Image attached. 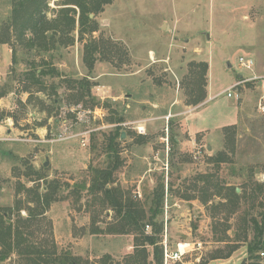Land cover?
Segmentation results:
<instances>
[{
	"label": "rangeland",
	"instance_id": "rangeland-1",
	"mask_svg": "<svg viewBox=\"0 0 264 264\" xmlns=\"http://www.w3.org/2000/svg\"><path fill=\"white\" fill-rule=\"evenodd\" d=\"M60 1L48 0L49 19L58 18ZM10 2L0 0V31ZM92 18L98 31L82 40L76 30L74 44L50 52L14 37L0 43V84L13 89L0 98V209L22 203L13 215L19 223L28 215L26 205L34 206L27 204L33 190L43 192L55 179L61 198L33 219L32 239L55 241L78 264H105L108 256L109 264L124 262L134 251L133 235L108 232L117 223L115 211L89 187L90 168L108 165L107 146L115 138L121 159L115 186L148 209L155 189L165 184L157 217L164 227L163 254L165 243L169 250L180 241L202 244L182 260L166 263L163 256V264H242L248 257L246 222L257 218L264 228V0H115ZM91 40L102 47L92 70L84 47ZM240 57L252 59V68ZM44 60L60 74L45 76L42 87L21 80ZM199 63L208 65L206 84L199 83L206 99L189 105L193 78L202 74ZM82 78L95 84L92 96L103 112L84 122L69 110L93 109L92 100L75 102L67 83ZM237 82L229 97L227 89ZM64 114L74 134L88 132L86 145L82 135L46 142L57 138ZM113 118L122 121L110 123ZM217 187L240 188V200L212 196ZM205 197H211L208 204ZM96 228L101 232L93 233ZM232 247L230 257H217ZM260 257L263 262V252ZM23 263L17 252L0 262Z\"/></svg>",
	"mask_w": 264,
	"mask_h": 264
},
{
	"label": "trees",
	"instance_id": "trees-1",
	"mask_svg": "<svg viewBox=\"0 0 264 264\" xmlns=\"http://www.w3.org/2000/svg\"><path fill=\"white\" fill-rule=\"evenodd\" d=\"M115 0H61L59 2L58 18L49 19L47 17L48 0H11L10 13L2 23L0 31V43L8 44L14 37L17 40H25V46L36 49L39 52H50L52 49H58L60 45H72L75 43L74 32L78 30L79 38L84 39L86 35H93L99 29V24L90 15L95 17L104 11L105 6L110 5ZM63 37H67L66 40ZM85 60L90 70L94 67L96 53L102 51V47L96 41H90L84 45ZM202 74L193 78L194 87L191 90L188 104L199 105L206 99V92L201 87L205 86V74L208 70L206 63H199ZM59 70L51 66L44 60L38 66H32L28 69L21 80H29L33 85L42 87L45 76L59 75ZM68 88L75 91V102H87L92 100V107L100 105V99L92 96V88L95 85L87 78L70 79L67 81ZM198 85V86H196ZM199 87L198 92L196 88ZM29 87L24 90L28 91ZM39 90H42L41 88ZM13 91L9 83L0 84V98L5 97ZM57 102V99L54 100ZM109 106V105H107ZM122 118H113L110 123H120ZM121 135V133L119 134ZM143 143L147 142V137L142 136ZM115 139V138H114ZM111 138L107 146L108 165L102 168H90L92 178L90 191L101 200L104 205L110 206L115 211L117 223L108 227L109 233L131 234L134 240V251L128 254L124 262L115 264H163V245L162 235L164 231L163 223H159L157 217L163 212L165 202V184L159 185L155 189L151 205L147 209L144 202L134 199L130 194H125L122 188L114 185V172L121 164L119 151L115 140ZM175 141V140H174ZM222 155H219L215 161H220ZM38 176V179H42ZM208 183L209 180L203 181ZM214 188V186H213ZM45 191L33 190V197L27 201L26 205L28 215L21 217L19 223L13 220L14 211L21 212V205L15 208L7 207L0 209V262L6 260L12 253L17 254L24 260L23 264H78V258L69 253L58 251V245L55 241H44L37 243L31 227L35 223L33 219L42 216L51 204L60 200L61 186L51 180L46 186ZM242 190H244L242 188ZM242 194L237 193L236 188L227 190L220 188L214 189L212 196H222L227 201L240 200ZM211 197H205L202 202L208 204ZM264 222V216H263ZM244 230V240L247 243L248 257L242 264H264L260 261V252L264 253V228L257 218H251L246 222ZM152 226V231L147 232L145 227ZM249 227L253 229L254 236L249 240ZM26 231H25V230ZM101 232L96 228L93 233ZM152 247L150 252L148 247ZM235 250L230 248L227 254L217 255V257L228 258ZM152 256V258H151ZM105 264H109L111 258L105 257ZM216 258V257H215ZM108 259V261H107ZM262 263H260V262Z\"/></svg>",
	"mask_w": 264,
	"mask_h": 264
},
{
	"label": "built area",
	"instance_id": "built-area-1",
	"mask_svg": "<svg viewBox=\"0 0 264 264\" xmlns=\"http://www.w3.org/2000/svg\"><path fill=\"white\" fill-rule=\"evenodd\" d=\"M239 62L242 64V66H245L246 68L251 69L254 65V61L250 58H244L240 57ZM240 84L239 82L233 84L231 87L227 89V94L229 97H232V94L229 92L231 91L235 86ZM69 112H72L76 114V118L80 121L83 120V122L86 120V116L91 114L94 116V118L101 117L103 115L102 109L99 107H95L93 109H87L83 107L82 105L72 106L69 110ZM83 117L85 119H83ZM62 118V124L63 128L61 127V130L57 134V138L54 139H48L46 142H55V141H65L69 140L75 136H83L81 138L82 144L86 145L89 141V136H86L88 132H83L79 134H74L72 130H70V127L67 125V118L64 114V116L61 115ZM58 121V119L56 120ZM139 132H144V127H138ZM202 248V244L200 242H187V241H180L176 244V247L174 250H169L168 245L165 243V251H164V257L165 262L168 263L170 260H182L186 255L192 253L193 251H200Z\"/></svg>",
	"mask_w": 264,
	"mask_h": 264
},
{
	"label": "water",
	"instance_id": "water-1",
	"mask_svg": "<svg viewBox=\"0 0 264 264\" xmlns=\"http://www.w3.org/2000/svg\"><path fill=\"white\" fill-rule=\"evenodd\" d=\"M90 16L92 17V14H91ZM240 77H241V75H240ZM124 134H125V133L122 134L123 137H124ZM210 148H211V147H210ZM49 163H50V160H49V158L47 157L46 160H45L44 163H43L44 167H47V166L49 165ZM237 192H240V188H237Z\"/></svg>",
	"mask_w": 264,
	"mask_h": 264
}]
</instances>
